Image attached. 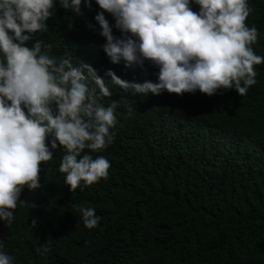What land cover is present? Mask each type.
I'll return each instance as SVG.
<instances>
[{"label": "trees", "instance_id": "16d2710c", "mask_svg": "<svg viewBox=\"0 0 264 264\" xmlns=\"http://www.w3.org/2000/svg\"><path fill=\"white\" fill-rule=\"evenodd\" d=\"M53 7L47 29L35 35L51 46L42 51L89 64L102 78L110 69L122 80L143 82L145 68L112 64L101 50L94 2L90 9L82 4L80 16ZM248 7L245 25L257 29L250 47L264 56V0H248ZM253 67L257 83L244 96L228 89L213 100H175L133 124L140 94L106 80L112 94L99 102H115V136L93 156L110 162L107 177L69 193L58 148L40 167V187L21 193L13 222H0V250L13 264H166L170 257L171 264H264V63ZM113 198H122L118 212ZM79 206L96 210V229L78 225ZM42 245L48 251L40 254Z\"/></svg>", "mask_w": 264, "mask_h": 264}, {"label": "clouds", "instance_id": "9594fccd", "mask_svg": "<svg viewBox=\"0 0 264 264\" xmlns=\"http://www.w3.org/2000/svg\"><path fill=\"white\" fill-rule=\"evenodd\" d=\"M93 2L100 10L94 21L105 41L101 50L112 64L145 68L142 83L122 80L110 69L102 78L89 64L74 65L71 56L42 51L51 46L35 35L47 29L54 4L80 16L81 5L90 9ZM249 12L248 0H0V222H13L21 193L40 187V167L58 148V172L69 193L107 177L110 162L93 156L115 136V102L108 107L99 102L112 94L106 80L140 94L132 124L175 100H213L228 89L244 96L257 83L253 66L264 63L250 47L257 29L245 25ZM121 203L113 198V209L118 212ZM73 212L85 230L100 224L92 207ZM109 221L107 209L106 230ZM36 223L33 218L32 227ZM36 251L48 249L42 245ZM13 261L0 250V264Z\"/></svg>", "mask_w": 264, "mask_h": 264}]
</instances>
